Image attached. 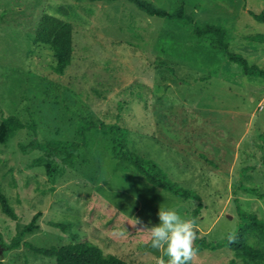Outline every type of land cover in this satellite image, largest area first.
Wrapping results in <instances>:
<instances>
[{"label":"rangeland","instance_id":"1","mask_svg":"<svg viewBox=\"0 0 264 264\" xmlns=\"http://www.w3.org/2000/svg\"><path fill=\"white\" fill-rule=\"evenodd\" d=\"M153 1L172 11L183 0ZM185 2L200 25L225 26L231 50L264 67V42L253 39L264 22L250 13L260 12L264 0ZM44 12L73 24V61L63 72L51 46L35 41ZM0 15V120L15 115L30 125L0 143V190L17 216L0 202L5 264H56L24 244L9 247L38 211L39 228L24 237L38 246L90 240L130 264L167 259L132 224L138 218L157 225L161 205H180L194 218L199 200L152 184L119 161L107 123L127 128L132 151L202 196L197 237L221 241L237 228L240 210L264 218V79L244 74L214 34L198 36L194 25L149 15L129 0H0ZM81 118L98 126L52 183L44 166L32 164L43 151L23 147L32 140L82 141ZM191 264L245 262L223 246L202 247Z\"/></svg>","mask_w":264,"mask_h":264},{"label":"trees","instance_id":"2","mask_svg":"<svg viewBox=\"0 0 264 264\" xmlns=\"http://www.w3.org/2000/svg\"><path fill=\"white\" fill-rule=\"evenodd\" d=\"M99 1V0H91ZM114 1V0H110ZM136 4L142 11L149 15H156L171 20H180L194 25L195 33L198 36L214 34L215 45L224 50L228 59L238 63L243 73L251 76H258L264 79V67L249 60L248 55L243 52L232 51L227 40V29L219 24L200 25L195 19V13H189L186 9V2L183 0L175 10H168L157 5L153 0H129ZM257 21L264 22V8L260 12L250 11ZM4 17L0 15V21ZM258 42H264V33L253 37ZM35 41L48 44L54 50L57 62L55 68L58 72H63L73 61L74 55V28L73 24L63 17L44 12L35 31ZM123 104H120L122 108ZM119 117V116H118ZM15 115L4 116L0 120V143L6 144L13 134L21 128L28 127ZM98 126L95 122H90L86 118L79 120V133L82 141L71 142L69 140L51 139L44 143L32 140L26 150L30 148H39L43 155L35 158L33 165L44 166L46 173L52 183H55L57 177L63 174L67 166H72L77 158V153L82 145L87 143V131ZM102 127L110 130L114 135L113 153L119 161L132 164L138 172L144 176L150 183L161 186L172 193L185 199L193 198L199 200L198 206L194 209V218L203 208L202 196L194 189L187 188L174 180L160 163L154 159L144 157L128 146L129 130L121 126L118 122L103 124ZM248 191H256L255 188L242 184ZM0 202L3 211L16 218V213L12 207L6 193L0 190ZM42 212L38 211L33 215L31 221L27 223L12 238L10 248L26 245L34 252L46 257L55 259L56 264H130L127 260L114 253H105L103 248L90 240L81 242H72L62 245L38 246L31 241L24 240L25 235L33 233L39 228V218ZM240 221L235 230L226 234L219 242L211 241L198 237L196 247L200 250L202 247L213 250L228 246L236 257L243 259L245 264H264V218L257 213L240 210ZM56 226L66 229L61 223ZM0 243L3 238L0 233ZM0 264H5L0 259ZM25 264H29L26 262Z\"/></svg>","mask_w":264,"mask_h":264},{"label":"clouds","instance_id":"3","mask_svg":"<svg viewBox=\"0 0 264 264\" xmlns=\"http://www.w3.org/2000/svg\"><path fill=\"white\" fill-rule=\"evenodd\" d=\"M180 205L160 206L158 211L159 223L147 227L138 218L134 227L140 225L138 231L149 233L150 245L156 251L162 252L167 259H160L158 264H191L198 254L195 246L198 225L195 218L181 214ZM120 232V235H124Z\"/></svg>","mask_w":264,"mask_h":264},{"label":"crops","instance_id":"4","mask_svg":"<svg viewBox=\"0 0 264 264\" xmlns=\"http://www.w3.org/2000/svg\"><path fill=\"white\" fill-rule=\"evenodd\" d=\"M261 60H262V62H264V55L262 56V58H261ZM261 63V62H260ZM258 64V63H257ZM261 64H263V63H261ZM264 65V64H263Z\"/></svg>","mask_w":264,"mask_h":264},{"label":"built area","instance_id":"5","mask_svg":"<svg viewBox=\"0 0 264 264\" xmlns=\"http://www.w3.org/2000/svg\"><path fill=\"white\" fill-rule=\"evenodd\" d=\"M261 107H263V106H261Z\"/></svg>","mask_w":264,"mask_h":264}]
</instances>
